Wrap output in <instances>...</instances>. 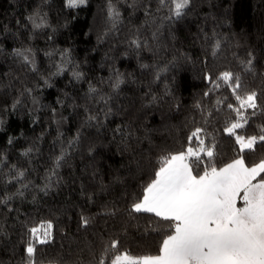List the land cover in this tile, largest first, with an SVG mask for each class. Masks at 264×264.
<instances>
[{
	"label": "trees",
	"instance_id": "1",
	"mask_svg": "<svg viewBox=\"0 0 264 264\" xmlns=\"http://www.w3.org/2000/svg\"><path fill=\"white\" fill-rule=\"evenodd\" d=\"M172 8L0 0V264H27L28 229L48 222L32 264L157 255L170 222L130 210L164 158L198 147L196 129L214 155L193 174L264 159V142L240 152L225 132L240 119L236 94L255 92L235 134L264 135V0Z\"/></svg>",
	"mask_w": 264,
	"mask_h": 264
},
{
	"label": "snow or ice",
	"instance_id": "2",
	"mask_svg": "<svg viewBox=\"0 0 264 264\" xmlns=\"http://www.w3.org/2000/svg\"><path fill=\"white\" fill-rule=\"evenodd\" d=\"M159 2L163 5L165 0ZM84 3L85 0H66L68 8ZM171 3L172 15L179 18L185 14L190 0ZM218 79L228 83L232 74L222 73ZM239 87L237 77L236 88ZM236 100L239 108L234 110L240 119L226 127L225 132L235 135L240 152L254 150L258 142H264V135L245 139L236 135L235 130L242 127L240 110L256 108V94H236ZM227 106L233 108L232 104ZM200 132L196 129L188 137L190 144L194 137L197 139L196 149L189 146L186 151L162 160L143 196L131 207V212L151 213L170 222L171 231L162 241L159 253L140 258L117 255L114 264L121 260L124 264H264V159L249 167L240 157L221 168L209 165L202 175L193 174L194 167L208 164L204 156L211 160L214 155V148L205 145ZM238 200L242 202L239 207ZM82 223L87 224V219L82 217ZM52 227L48 222L28 229L27 264H32L36 251L32 241L48 243ZM117 246L118 241L110 242L111 249ZM99 264H105L104 260Z\"/></svg>",
	"mask_w": 264,
	"mask_h": 264
},
{
	"label": "rangeland",
	"instance_id": "3",
	"mask_svg": "<svg viewBox=\"0 0 264 264\" xmlns=\"http://www.w3.org/2000/svg\"><path fill=\"white\" fill-rule=\"evenodd\" d=\"M245 139H246V138H245ZM239 202H241V201L238 200L237 203H239ZM120 256L122 257L123 255H120ZM132 258H134V257H132ZM115 260H116V259H115ZM115 260H114V261H115ZM112 264H114V262H113ZM120 264H124L123 260H121Z\"/></svg>",
	"mask_w": 264,
	"mask_h": 264
},
{
	"label": "crops",
	"instance_id": "4",
	"mask_svg": "<svg viewBox=\"0 0 264 264\" xmlns=\"http://www.w3.org/2000/svg\"><path fill=\"white\" fill-rule=\"evenodd\" d=\"M230 163H231V162H230ZM225 166H226V165H225ZM223 167H224V166H223ZM241 203H242V202L237 203V206H238V207L241 206Z\"/></svg>",
	"mask_w": 264,
	"mask_h": 264
}]
</instances>
